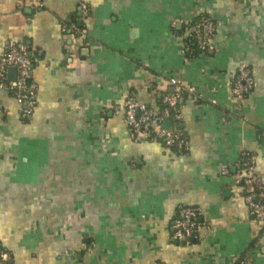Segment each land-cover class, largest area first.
Segmentation results:
<instances>
[{
    "label": "crops",
    "instance_id": "crops-1",
    "mask_svg": "<svg viewBox=\"0 0 264 264\" xmlns=\"http://www.w3.org/2000/svg\"><path fill=\"white\" fill-rule=\"evenodd\" d=\"M0 0V60L30 48L37 109L24 120L0 88V249L12 264H264V221L235 175L254 161L264 197V0ZM209 15L210 49L189 57V27ZM256 80L240 104V65ZM16 72H9L14 80ZM172 78L193 90L173 129L187 151L133 137L128 97L161 111ZM227 171V174H224ZM182 207L197 236L172 241Z\"/></svg>",
    "mask_w": 264,
    "mask_h": 264
},
{
    "label": "built area",
    "instance_id": "built-area-1",
    "mask_svg": "<svg viewBox=\"0 0 264 264\" xmlns=\"http://www.w3.org/2000/svg\"><path fill=\"white\" fill-rule=\"evenodd\" d=\"M34 6H42L44 0H25ZM90 16L88 5L81 0L80 12L77 22L80 27L73 24L70 31L79 35L81 40L86 41L87 34L82 28ZM219 22L209 15H204L189 27V36L195 45L202 51L210 49L209 42L214 37ZM11 69L16 70L14 80L8 78ZM33 64L30 48L26 43L13 45L0 60V88L11 92L19 105V112L24 120H30L37 109L38 87L32 77ZM173 91L163 97V108L154 111L152 108L138 103L133 97H128L122 107L127 126L131 129L133 137L142 135L148 140H158L168 148L187 151L189 142L178 130H166L163 124L171 121L179 124L182 121L180 102L183 96H192L195 102H200L193 90H187L182 81L177 78L170 80ZM253 72L246 64L238 68L236 79L232 85V96L235 101L242 103L256 87ZM255 165L249 154H242L241 166L239 167L235 181L239 185L252 186L253 189L245 194V203L249 214L256 220L264 221V197L261 193L260 182L254 177ZM227 174V171H224ZM180 216L172 222V241H189L196 238L199 224V211L196 208L182 207ZM0 264H12L7 254L1 255ZM242 264H249L243 261Z\"/></svg>",
    "mask_w": 264,
    "mask_h": 264
},
{
    "label": "trees",
    "instance_id": "trees-1",
    "mask_svg": "<svg viewBox=\"0 0 264 264\" xmlns=\"http://www.w3.org/2000/svg\"><path fill=\"white\" fill-rule=\"evenodd\" d=\"M75 24L77 25L76 22H75ZM187 40H188V41H187V47H188V49L190 50V52H189V51L187 52L189 57H198V55H200V54H202V53H206V52L209 51V50L202 51V50H200V49L195 45V43H194V41H193L192 39L188 38ZM32 64H33V63H32ZM186 98H187L186 95L183 96V99H186ZM160 104H161L160 107H161V109H162V108L164 107V106H163V103H160Z\"/></svg>",
    "mask_w": 264,
    "mask_h": 264
},
{
    "label": "water",
    "instance_id": "water-1",
    "mask_svg": "<svg viewBox=\"0 0 264 264\" xmlns=\"http://www.w3.org/2000/svg\"><path fill=\"white\" fill-rule=\"evenodd\" d=\"M9 72H13L15 73L16 70L15 69H11ZM163 127L166 129V130H172L173 129V123L171 121H167L163 124ZM1 255H2V250L0 249V258H1Z\"/></svg>",
    "mask_w": 264,
    "mask_h": 264
}]
</instances>
